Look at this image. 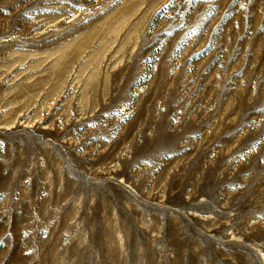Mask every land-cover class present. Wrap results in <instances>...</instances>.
I'll list each match as a JSON object with an SVG mask.
<instances>
[{
    "label": "rangeland",
    "instance_id": "obj_1",
    "mask_svg": "<svg viewBox=\"0 0 264 264\" xmlns=\"http://www.w3.org/2000/svg\"><path fill=\"white\" fill-rule=\"evenodd\" d=\"M0 264H264V0H0Z\"/></svg>",
    "mask_w": 264,
    "mask_h": 264
}]
</instances>
